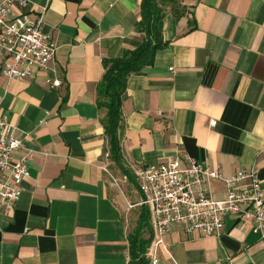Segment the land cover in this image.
I'll list each match as a JSON object with an SVG mask.
<instances>
[{"label":"crops","instance_id":"crops-1","mask_svg":"<svg viewBox=\"0 0 264 264\" xmlns=\"http://www.w3.org/2000/svg\"><path fill=\"white\" fill-rule=\"evenodd\" d=\"M141 3L16 1L14 14L45 11L62 84L50 86L45 73L0 76V115L34 151L20 200L9 214L0 203V264H130L141 193L105 151L107 109L97 99L103 59L141 42ZM182 3L180 18H164L168 45L128 79L124 164L133 174L172 159L185 167L189 155L224 177L256 167L264 187V0ZM165 245L158 264H264V243L245 220L228 218L220 235L172 225Z\"/></svg>","mask_w":264,"mask_h":264},{"label":"built area","instance_id":"built-area-1","mask_svg":"<svg viewBox=\"0 0 264 264\" xmlns=\"http://www.w3.org/2000/svg\"><path fill=\"white\" fill-rule=\"evenodd\" d=\"M26 0H0V76L9 80H26L45 73L52 87L62 84L55 67L57 43L44 30L45 11L14 14L15 3ZM25 135L0 115V203L9 214L20 200L23 181L30 176L34 151L25 145ZM109 153H107L108 155ZM188 165L180 167L176 159L135 169L136 185L141 193L137 205L150 209L152 241L146 257L158 264L159 251L172 225L187 234L220 235L228 218L252 223V231L264 243V187L256 167L240 168L224 177L218 167L199 163L189 155ZM104 169L108 171L107 165ZM214 181L225 186L217 196Z\"/></svg>","mask_w":264,"mask_h":264},{"label":"trees","instance_id":"trees-1","mask_svg":"<svg viewBox=\"0 0 264 264\" xmlns=\"http://www.w3.org/2000/svg\"><path fill=\"white\" fill-rule=\"evenodd\" d=\"M169 11L180 18L185 12V5L182 0H142L141 16L136 29L142 37L140 44L134 49L124 50L119 57L103 59L104 74L98 84L97 104L107 109L106 116L102 119L107 140L105 151L109 152L110 159L134 182L135 175L124 164L121 145L123 102L129 77L152 65L157 52L168 45V41L164 39L163 26ZM152 238L150 210L148 206L141 205L136 225L129 237L130 264H150L146 252Z\"/></svg>","mask_w":264,"mask_h":264},{"label":"rangeland","instance_id":"rangeland-1","mask_svg":"<svg viewBox=\"0 0 264 264\" xmlns=\"http://www.w3.org/2000/svg\"><path fill=\"white\" fill-rule=\"evenodd\" d=\"M108 167V166H107ZM109 168V167H108ZM110 169H112L111 167H110ZM113 173V172H112ZM134 222V220L131 218L130 219V223L132 224Z\"/></svg>","mask_w":264,"mask_h":264}]
</instances>
